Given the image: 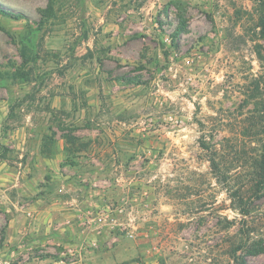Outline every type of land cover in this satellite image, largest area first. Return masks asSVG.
Here are the masks:
<instances>
[{
  "label": "rangeland",
  "instance_id": "obj_1",
  "mask_svg": "<svg viewBox=\"0 0 264 264\" xmlns=\"http://www.w3.org/2000/svg\"><path fill=\"white\" fill-rule=\"evenodd\" d=\"M48 4L0 0V264H228L232 192L264 234L255 2Z\"/></svg>",
  "mask_w": 264,
  "mask_h": 264
},
{
  "label": "trees",
  "instance_id": "obj_2",
  "mask_svg": "<svg viewBox=\"0 0 264 264\" xmlns=\"http://www.w3.org/2000/svg\"><path fill=\"white\" fill-rule=\"evenodd\" d=\"M258 7V20L257 27L259 29V34L264 39V0H253ZM49 4L45 11H43L45 17L48 19L53 14V0H48ZM0 15L15 20L22 19L23 16L17 13H11L0 9ZM1 28V27H0ZM1 76V75H0ZM263 121L257 127L261 128L262 133H264V108L262 110ZM65 138L68 136H64ZM70 139V138H68ZM259 146L257 149V156L255 157L254 166L252 168V175L249 176V184L251 191H255L256 194L264 191V137L259 140ZM210 168L212 173L218 180V175L220 172L218 166L215 163L214 158L209 159ZM248 191V188H244ZM242 189L232 192L229 197L231 199V208L240 216V220H231L228 222L231 226L235 224L238 225L237 231L229 235V250H228V264H245L243 256L246 255H256L264 252V234H255L254 230L251 229V222L249 221L250 212L243 201ZM6 226L1 231L0 247L5 236ZM243 254V255H242Z\"/></svg>",
  "mask_w": 264,
  "mask_h": 264
},
{
  "label": "built area",
  "instance_id": "obj_3",
  "mask_svg": "<svg viewBox=\"0 0 264 264\" xmlns=\"http://www.w3.org/2000/svg\"><path fill=\"white\" fill-rule=\"evenodd\" d=\"M98 221H99V222H101V221H102V219H101V218H99V219H98Z\"/></svg>",
  "mask_w": 264,
  "mask_h": 264
}]
</instances>
